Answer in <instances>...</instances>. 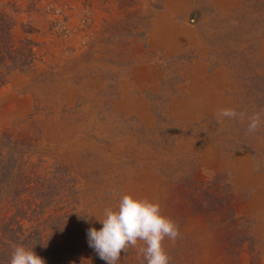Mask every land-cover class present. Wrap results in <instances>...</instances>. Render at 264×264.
Masks as SVG:
<instances>
[{
	"label": "rangeland",
	"instance_id": "obj_1",
	"mask_svg": "<svg viewBox=\"0 0 264 264\" xmlns=\"http://www.w3.org/2000/svg\"><path fill=\"white\" fill-rule=\"evenodd\" d=\"M0 5L36 44L0 87V141L62 168L59 206L100 230L123 195L145 198L179 225L171 264H264V127L247 132L264 120V0Z\"/></svg>",
	"mask_w": 264,
	"mask_h": 264
},
{
	"label": "trees",
	"instance_id": "obj_2",
	"mask_svg": "<svg viewBox=\"0 0 264 264\" xmlns=\"http://www.w3.org/2000/svg\"><path fill=\"white\" fill-rule=\"evenodd\" d=\"M14 24L0 5V87L10 72L27 68L35 52L30 39L14 40ZM45 169L0 141V264H10L16 245L32 249L45 264H107L89 246L86 214L75 206H59L71 193L66 178L58 174L62 168ZM136 261L147 264L142 255ZM128 262L122 254L117 264Z\"/></svg>",
	"mask_w": 264,
	"mask_h": 264
},
{
	"label": "clouds",
	"instance_id": "obj_3",
	"mask_svg": "<svg viewBox=\"0 0 264 264\" xmlns=\"http://www.w3.org/2000/svg\"><path fill=\"white\" fill-rule=\"evenodd\" d=\"M215 115L218 121L225 118L243 120L246 113L225 108ZM248 121L249 134L264 127L260 113L249 116ZM99 222L103 225L100 230H88V242L107 264H117L121 252L127 253L130 247L137 248L138 254L144 257L147 264H170L171 258L165 250L164 242L167 239L175 243L180 236V230L175 221L162 214L158 202L123 195L117 208H106L104 218ZM10 264H45V261L32 249L16 245Z\"/></svg>",
	"mask_w": 264,
	"mask_h": 264
}]
</instances>
